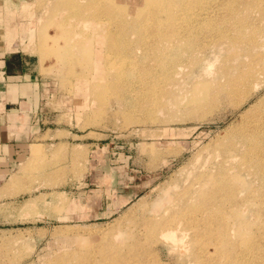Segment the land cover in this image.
<instances>
[{"label":"rangeland","instance_id":"374dc122","mask_svg":"<svg viewBox=\"0 0 264 264\" xmlns=\"http://www.w3.org/2000/svg\"><path fill=\"white\" fill-rule=\"evenodd\" d=\"M148 1L0 0V49L35 85L0 154V264H264V158L223 149L264 111V0ZM160 2L202 26L193 47ZM164 40L183 45L161 68Z\"/></svg>","mask_w":264,"mask_h":264},{"label":"bare ground","instance_id":"6f19581e","mask_svg":"<svg viewBox=\"0 0 264 264\" xmlns=\"http://www.w3.org/2000/svg\"><path fill=\"white\" fill-rule=\"evenodd\" d=\"M148 1V0H147ZM190 1V0H189ZM205 1V0H204ZM214 0H212L211 2L210 1H207L206 2V4L204 5V6H202L203 8H205L208 4H210V3H216V1L217 0H215L214 2H213ZM222 1V0H221ZM218 2V1H217ZM205 3V2H204ZM219 3V2H218ZM223 4V3H222ZM225 4V3H224ZM228 4H230V3H228ZM218 5V4H217ZM221 5V4H220ZM146 6H150V0L148 1V3H147V5ZM191 6H192V4H191ZM215 6V5H214ZM187 7H188V5H187ZM196 7V6H195ZM203 8H202V10H203ZM158 10V16L157 17H155L154 19H156L157 21L159 20V24L157 25V27H163V28H161L162 30L165 28V27H170V28H172V30H174L173 32L175 33V34H173L172 33V35H169L170 37H172V36H175V35H179L180 33H177L176 34V32L178 31V32H182V39L185 41V43H184V45H186L187 46V44L189 43V41L192 43V45H191V47H193V41H192V37L194 36V35H196V33H199L198 32V30H200V27H202L201 25L199 26H195V25H193L192 27H189L188 26V23H186L185 21H184V18H186L187 17V13L186 12H188L189 11V9H185L186 11H182V14L180 15V13H178V12H176V10H174V8H173V4H165L164 2H160V5H159V8L157 9ZM214 10L215 9H212V12H214ZM208 12L205 14V16L206 17H209L210 16V11L209 10H207ZM225 11V10H224ZM245 11V10H244ZM216 13V12H215ZM219 13H220V11H219ZM214 14V13H213ZM164 15V16H163ZM174 15L176 16H178L179 17V19L177 18V17H174ZM220 15V14H219ZM215 16V15H214ZM218 17V16H217ZM220 17V16H219ZM175 18V19H174ZM177 18V19H176ZM221 18V17H220ZM206 19V18H205ZM238 19V18H237ZM129 20V19H128ZM162 21L163 22H165V21H167L168 22V24H166V26H165V24L164 23H162ZM201 22H203V21H205L204 20V16H203V18H202V20H200ZM185 22V23H184ZM195 22V21H194ZM231 22V21H230ZM189 23H192V22H190L189 21ZM147 25H150V24H147ZM190 25H192V24H190ZM207 25L208 24H206V28H207ZM209 25L210 26H213L216 30L215 31H217V30H219V26L218 25H216V24H214V25H212V23H211V20H210V22H209ZM216 25V26H215ZM165 26V27H164ZM233 29H237L238 27H235V25H233ZM213 28V29H214ZM109 29V28H108ZM210 29V28H209ZM221 29V28H220ZM211 30H212V28H211ZM222 30V29H221ZM220 30V31H221ZM167 31V30H166ZM215 31H213V32H215ZM233 31V30H232ZM158 32H160V31H158ZM165 33V32H164ZM223 33V32H222ZM159 34V33H158ZM162 35V34H161ZM223 35V34H222ZM164 36V35H163ZM167 36V35H166ZM169 36H167V37H169ZM200 36V35H199ZM226 36V35H225ZM233 36V35H232ZM157 37H159L160 38V36H158L157 35ZM169 37V38H170ZM219 37H221V36H219ZM174 38V37H173ZM177 38V37H176ZM227 38L233 43H235V47H236V45H237V43L238 44H248L247 42H250V40L248 41V40H246V39H242L239 35L238 36H235V37H231V35L229 34V35H227ZM212 39V38H211ZM159 40V39H158ZM198 40V39H197ZM174 41V40H173ZM176 41V40H175ZM204 41H206V40H204ZM158 42V41H157ZM230 42V43H231ZM144 43V42H143ZM148 43V42H147ZM146 43V44H147ZM179 43V42H178ZM209 43V42H208ZM150 44V43H149ZM216 44V43H215ZM158 45V44H157ZM157 45H156V47H157ZM183 45V41H182V43L181 44H172L171 42L170 43H166L165 42V40H164V42H159V48H162L163 49V52L162 53H156V56L158 55L159 56V58H158V56L156 57V60H159V62L157 61L155 64L156 65H158L159 67H161L162 68V66L164 65V64H167L168 62H171V61H176V60H178V59H180L179 57H178V54H179V52H180V50H176V49H173V48H178V49H180V47ZM205 45V44H204ZM226 45H227V43H226ZM229 45V44H228ZM227 45V46H228ZM140 46V45H139ZM198 46L199 47H201V46H203L202 44H198ZM206 46V45H205ZM216 46V45H215ZM233 46V45H232ZM145 47V46H144ZM171 47H172V49L173 50H171ZM185 47V46H184ZM231 47V46H230ZM235 47H231V50H230V52L229 51H227V54H228V52H229V54L231 55V54H236V48ZM241 47V46H240ZM255 47V46H254ZM140 48V47H139ZM183 48V47H182ZM188 48V47H187ZM227 48V47H226ZM229 48V47H228ZM164 49H166L165 50V52H164ZM186 49V48H185ZM229 50V49H228ZM151 51V50H150ZM162 51V50H161ZM238 51H239V49H238ZM130 52V51H129ZM147 52V51H146ZM149 52V51H148ZM147 52V53H148ZM160 52V51H159ZM134 53V52H133ZM177 54V55H176ZM122 55V54H121ZM127 55V54H126ZM147 55V54H146ZM232 55V56H233ZM133 56V55H132ZM229 58V56L227 57V59ZM236 58H237V55H236ZM235 57L233 58L234 60L236 59ZM141 59V58H140ZM139 59V60H140ZM145 59H147V58H145ZM254 59V58H253ZM153 60V59H152ZM155 60V61H156ZM229 60V59H228ZM154 61V60H153ZM236 61H237V59H236ZM235 61V62H236ZM165 62H167V63H165ZM228 62V61H227ZM137 63V62H136ZM153 63V62H152ZM243 63V62H242ZM257 63H259V62H257ZM241 64V63H240ZM231 65V64H230ZM237 67H235V68H232L231 67V70H230V72L233 74V76L230 78L229 77V82H227V84H226V88H228V89H231V91H233L234 89H237V83H235L234 82V80H236V79H234V75L236 74V73H238L239 72V74H238V76L240 75V77L238 78L239 79V81L240 82H242V81H244V80H246V79H248L250 76H249V74H248V71L251 69V71H253V65H252V63L251 62H245L244 64H243V66H242V64L241 65H236ZM137 67V66H136ZM135 67V68H136ZM139 67V66H138ZM227 67V66H226ZM234 67V66H233ZM148 68V67H147ZM161 68H160V71H161ZM166 68V67H165ZM172 68V67H171ZM178 68V67H177ZM229 68V67H228ZM241 68V69H240ZM249 68V69H248ZM154 69V68H153ZM156 69V68H155ZM154 69V70H155ZM235 69V71L233 72V70ZM137 70H138V68H137ZM157 71H159L158 69H157ZM250 71V72H251ZM111 72V71H110ZM138 72V71H137ZM164 72L165 73H169L168 75L170 76V68H166L165 70H164ZM249 72V73H250ZM228 73V72H227ZM110 74H112V73H110ZM115 74V73H114ZM229 74V73H228ZM228 74H226V78L229 76ZM120 75V74H119ZM164 75V74H163ZM167 75V76H168ZM228 75V76H227ZM112 76H113V74H112ZM230 76H231V74H230ZM107 79V78H106ZM263 85H264V82L263 83H261V84H258L257 83V87H256V84H255V87L256 88H258V90L260 89V88H262L263 87ZM224 87V86H223ZM254 87V88H255ZM256 90V89H255ZM257 91V90H256ZM256 91H254V93L256 92ZM250 96V95H249ZM243 97V96H242ZM248 98V96L247 97H245L244 99H247ZM244 99H243V101H244ZM244 103V102H243ZM243 127H246V128H243L244 130L242 131V132H238L237 133V136L233 139V140H231L230 142H227L224 146H223V149L225 150V151H227V150H230V149H234V148H236V146H238V145H240V150H243V151H241V153H239V155H237V158H238V156H242V155H245V157L247 158H249L251 161H255V162H261L262 161V159L264 158V111H263V113L262 114H260L259 116H258V118H256V119H254V120H251V121H249L248 122V125H246V126H244L243 125ZM238 134H240V136L238 135ZM234 137V136H233ZM223 143V142H222ZM242 147V148H241ZM245 148H246V150H245ZM214 153H216V152H214ZM228 153V152H227ZM220 154V153H219ZM247 155V156H246ZM218 157V156H217ZM233 158V157H232ZM200 159V158H199ZM213 161H214V159H212ZM218 160V159H217ZM203 161V160H202ZM208 161H210V160H208ZM233 161V160H232ZM198 162V161H197ZM200 162V161H199ZM198 162V163H199ZM206 161H204V163H205ZM203 163V162H202ZM203 163V164H204ZM203 164H201V165H203ZM213 163H211V165H212ZM260 164H262V162L260 163ZM259 164V165H260ZM201 165H199V168L201 167ZM207 165V164H206ZM205 167V166H204ZM214 167V166H213ZM212 167V168H213ZM206 168H207V166H206ZM210 168H211V166H210ZM235 167H233V169H234ZM262 169V168H261ZM196 170V169H195ZM194 170V171H195ZM199 170H201V169H199ZM251 170V169H250ZM261 171V170H260ZM189 173H190V171H188ZM192 172V171H191ZM230 172H232V171H230ZM236 172V171H235ZM193 173V172H192ZM244 173V172H243ZM248 173V172H247ZM257 173H259L258 171H256V173H255V175H257ZM220 175V174H219ZM189 176V175H188ZM233 176V175H232ZM193 177V176H192ZM231 177V176H230ZM244 177V176H243ZM194 178V177H193ZM247 178V177H246ZM242 179V178H241ZM244 180V179H243ZM235 181V180H234ZM232 182V181H231ZM247 182V181H246ZM245 182V183H246ZM198 184H199V182H198ZM202 184V183H201ZM209 185V184H208ZM204 186V185H203ZM246 186V185H245ZM198 187V186H197ZM238 187V186H237ZM227 188V187H226ZM179 189V188H178ZM196 189V188H195ZM173 190H175V189H173ZM202 190V189H201ZM193 191V190H192ZM195 191V190H194ZM198 191V190H197ZM208 191V189H205L204 190V192L203 193H206ZM227 191V190H226ZM202 193V192H201ZM194 198V197H193ZM235 199V198H234ZM196 200H197V198H196ZM177 201V200H176ZM221 201V200H220ZM183 204V206H182V208H189L190 209V211H191V209H192V207L194 206V204H195V202H191V200L190 199H187V200H184L183 202H182ZM174 204H175V202H174ZM171 206V205H170ZM225 206V205H224ZM176 207V206H175ZM236 207V206H235ZM171 209V208H170ZM169 209V210H170ZM189 209H186V211L188 212L189 211ZM234 209V208H233ZM179 214V213H178ZM175 223V222H174ZM180 224V223H179ZM214 224V223H213ZM178 227V226H177ZM179 229V228H178ZM163 230H164V228H163ZM192 231V230H191ZM174 232V231H173ZM172 232V233H173ZM176 232H179V231H176ZM175 232V233H176ZM171 233V234H172ZM165 234L168 236H170L171 234H169L168 233V231H166L165 232ZM179 234H181L180 232H179ZM185 234V233H184ZM176 235H178V234H176ZM176 235H175V237H176ZM186 235H188V234H186ZM190 235V234H189ZM188 235V236H189ZM226 235V234H225ZM179 236V235H178ZM177 236V237H178ZM181 236H182V234H181ZM185 236V235H184ZM166 237V236H165ZM174 237V238H175ZM185 239H186V237H185ZM177 240V239H176Z\"/></svg>","mask_w":264,"mask_h":264},{"label":"crops","instance_id":"0c3cea01","mask_svg":"<svg viewBox=\"0 0 264 264\" xmlns=\"http://www.w3.org/2000/svg\"><path fill=\"white\" fill-rule=\"evenodd\" d=\"M23 4H26L23 2ZM1 23V19H0ZM20 53V54H19ZM24 52L20 50H13L8 52L6 49H0V154L4 155L8 144L7 137L12 134H18V125L24 120L29 124L32 117V97L31 95L23 94L24 90L31 86L25 81H30V74L28 73V65L30 60L24 59L20 69L12 70L13 57H22ZM23 59V57H22ZM11 64V66H10ZM22 83H18V82ZM25 82V83H24ZM34 113V112H33ZM32 134L39 133L40 130H30ZM25 134V132H24ZM4 136H7L4 138ZM10 145V144H9ZM13 146V144H12ZM8 158V156H7Z\"/></svg>","mask_w":264,"mask_h":264},{"label":"trees","instance_id":"16d2710c","mask_svg":"<svg viewBox=\"0 0 264 264\" xmlns=\"http://www.w3.org/2000/svg\"><path fill=\"white\" fill-rule=\"evenodd\" d=\"M10 66H11V64H10ZM10 71H13V70H10Z\"/></svg>","mask_w":264,"mask_h":264}]
</instances>
